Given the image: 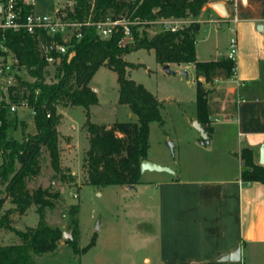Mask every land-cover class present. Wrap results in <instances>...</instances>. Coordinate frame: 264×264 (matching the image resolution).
Returning a JSON list of instances; mask_svg holds the SVG:
<instances>
[{
    "label": "rangeland",
    "instance_id": "1",
    "mask_svg": "<svg viewBox=\"0 0 264 264\" xmlns=\"http://www.w3.org/2000/svg\"><path fill=\"white\" fill-rule=\"evenodd\" d=\"M36 1L37 12L43 14H52L65 4V0ZM207 14L206 11L201 12L198 18L208 22L210 18ZM195 18H186L188 23L185 28L196 22ZM144 24L148 27L138 25L141 34L145 31L149 37H153L162 32V28L151 21H144ZM228 25L236 27L234 23L202 25L196 36L197 50L202 60L215 59L220 45L225 46L233 39L237 41L240 31L234 35L227 30ZM125 59L137 65L129 69V78L143 85L160 101L163 123L152 122L150 125L147 160L189 177L212 181L237 178L240 166L238 149L246 143V139L239 135L240 118L235 115V122L234 118H230L235 113L232 110L234 103H227L225 115L221 114L218 118L213 115L212 120L216 119L212 124L213 138L209 143L202 144L201 132L194 125L198 121L197 81L200 79L193 65L171 64L170 72H167L164 66L157 63L155 52L145 49L132 52ZM47 72V81L54 80L55 67L49 66ZM117 78V73L108 67L100 68L93 77L90 85L96 91L99 103L91 107L92 123L111 125L116 122H137L138 118L129 106L119 104ZM34 80L24 67L13 66L8 76L0 78V106L11 102L10 87L18 86L21 81L31 83ZM202 83L207 90L213 89L211 99L214 98L217 103L213 104V110L219 109L225 100L224 85L220 81L208 84L205 79ZM229 107H232L230 111ZM64 108L60 106L58 112ZM9 112L10 121L15 123L9 129L12 138L23 141V128L28 134H36L34 114L28 106L24 103L12 104ZM86 121L83 107L77 106L62 113L59 130L73 139V152L65 159V165L69 167H64L66 179L62 180L53 170L47 151L41 157L39 174L28 179L31 191L41 187L51 194H57L52 198L55 208L47 209L42 221L37 207L33 205L24 215L14 213L12 225L26 231L43 224L59 228L62 234H71L72 239L60 240L56 252L34 255V264H161L168 242V232L162 225L165 223L162 213L168 207V194H161V189L156 188L162 180L170 179L172 172L146 171L141 176L140 184L130 189L128 186H109L98 190L88 185L83 168L85 151L89 149V140L83 129ZM72 171L77 175H73ZM4 190L5 186L1 185L0 197H4ZM206 196L209 201L208 213L217 222L220 207L218 194ZM161 201H164V208H160ZM13 208L15 206L7 199L4 211ZM74 209L77 211L74 212ZM159 212L162 220H159ZM94 237L96 245L87 252L76 253L68 244L69 240L76 241L82 250ZM21 243L22 240L15 233L0 231V245ZM245 252L248 254L249 248ZM146 258H150L151 262L146 263ZM239 264H264V254L244 258Z\"/></svg>",
    "mask_w": 264,
    "mask_h": 264
},
{
    "label": "trees",
    "instance_id": "2",
    "mask_svg": "<svg viewBox=\"0 0 264 264\" xmlns=\"http://www.w3.org/2000/svg\"><path fill=\"white\" fill-rule=\"evenodd\" d=\"M76 15L80 20L91 13L90 0H74ZM212 0H96L93 20L107 17L114 19H139L154 21L158 18L198 17L204 6ZM141 26V25H140ZM148 27L147 24L144 25ZM198 23H193L178 32H160L149 37L139 26H132L133 40L121 44L122 33L102 39L94 27L83 28L80 39L73 40L75 56L71 61L64 56L55 67L54 80L47 81L48 64L41 58L37 41L28 35L8 33L7 43L28 74L35 80L21 81L9 88L11 102L0 106V186H5L4 197H0V231L15 233L22 243L0 245V264H34V255L54 253L63 237L59 228L41 225L26 231L12 225V215H24L31 206L37 207L40 219H45L47 209L55 208L49 190L41 187L31 191L28 179L41 170L40 160L44 151L49 154L51 166L56 174L66 179L61 166L58 126L61 116L59 107H83L86 110L85 129L89 138V149L83 159L87 184L98 190L109 186H131L141 182L140 164L148 158L149 136L152 122L163 123L160 101L143 85L128 76V69L137 65L125 60V56L141 49L155 52L156 61L162 66L177 64L194 65L197 78L210 84L216 80L232 78L235 63L227 57L216 61H200L196 50ZM102 67L117 73L119 104L127 105L137 116V122H116L111 125L95 124L90 121V108L98 105L99 98L90 83ZM213 89L207 90L202 81H197L198 122L211 137L213 133L211 97ZM25 103L34 114L36 134L26 133L23 141L12 138L9 129L15 126L10 121L12 104ZM210 125V127H209ZM246 169L242 173L244 182L264 184V166L254 161L252 149L242 151ZM10 199L15 206L4 211ZM77 210L74 209V212ZM75 222V221H74ZM76 223V222H75ZM76 253L87 252L96 245V237L84 249L76 241H68ZM217 264V263H213Z\"/></svg>",
    "mask_w": 264,
    "mask_h": 264
},
{
    "label": "crops",
    "instance_id": "3",
    "mask_svg": "<svg viewBox=\"0 0 264 264\" xmlns=\"http://www.w3.org/2000/svg\"><path fill=\"white\" fill-rule=\"evenodd\" d=\"M217 1L226 5L228 18L221 17L212 8V4ZM239 1L237 6L228 0H212L202 10L208 13L210 21L200 20L198 17L194 20L196 21L194 23L199 24L198 32L204 23H234L236 27L228 25L227 30L234 35L240 31L236 41V79L216 80L224 85L225 100L215 111L213 104L216 100L214 98L211 100L212 117L225 115L227 103H234L233 109L229 107V111L231 109L235 111L230 118H234V122L235 115L240 118L239 135L246 139V143L240 145L238 149L237 157L240 164L238 177L212 181L172 172L173 176L170 179L162 180L157 185L156 189L159 191L161 189V194H168V207L162 213L165 221L162 225L168 232V242L165 257L160 260L161 264H239L218 260L238 249H241V261L247 257H255L258 253L264 254V184L242 180L246 166L241 156L245 148L252 149L254 161L260 165V147L264 143V0H247L246 3ZM234 17L237 18L236 23L232 20ZM231 41L217 48L219 52L215 59L202 60L197 50L196 38L198 59L216 61L227 57ZM203 79L201 77L200 81ZM70 108L74 107H67L59 112L61 118L62 113ZM60 124L61 119L58 126L59 147L61 166L66 174L65 159L73 152V139L59 130ZM83 129L88 138L85 125ZM212 138L213 133L209 140ZM87 151L88 149L85 153ZM72 174L77 175L73 171ZM206 194H218L220 207L217 222L208 213L209 201ZM164 207V201H161L160 208ZM159 220H162L161 212ZM247 248L248 254L245 252ZM145 262L150 263L151 259L146 258Z\"/></svg>",
    "mask_w": 264,
    "mask_h": 264
},
{
    "label": "built area",
    "instance_id": "4",
    "mask_svg": "<svg viewBox=\"0 0 264 264\" xmlns=\"http://www.w3.org/2000/svg\"><path fill=\"white\" fill-rule=\"evenodd\" d=\"M236 1L228 0L229 3ZM95 2L96 0H90L91 13L80 20L69 16V13L76 15L74 0H65L64 6L52 14L37 12L36 0H0V78L8 76L13 71V66H20L19 60L7 43L9 32L28 35L35 39L41 58L49 67L56 66L64 56L68 57V62L71 61L76 54L74 49L71 50L73 40L82 37L85 27H94L102 39H108L121 32V45L132 42V26L145 25L144 21L139 19H114L110 16L94 21ZM232 20L237 22L236 17ZM151 23L159 25L162 32H178L185 29L188 22L186 18H158ZM236 55L237 42L233 39L227 55V58L235 63L233 80L237 76ZM12 109L15 110L14 107Z\"/></svg>",
    "mask_w": 264,
    "mask_h": 264
},
{
    "label": "water",
    "instance_id": "5",
    "mask_svg": "<svg viewBox=\"0 0 264 264\" xmlns=\"http://www.w3.org/2000/svg\"><path fill=\"white\" fill-rule=\"evenodd\" d=\"M244 3L247 2V0H242ZM212 8L223 18H228V10L226 5L223 2L217 1L212 4ZM164 70L167 72H170V65L164 66ZM195 127L201 132L202 135V144L209 143V135L206 132L205 128L199 123L198 121L195 122ZM172 142H170V146H172ZM260 165L264 166V143L260 147ZM140 169L142 174L146 171H156V172H172L170 169L166 167H162L158 164H155L149 160H143L140 164ZM134 185L128 186V188H133ZM63 239L69 238L72 239L71 234L63 232ZM219 262H233V263H239L241 261V249H238L234 253L230 255H225L219 258Z\"/></svg>",
    "mask_w": 264,
    "mask_h": 264
}]
</instances>
